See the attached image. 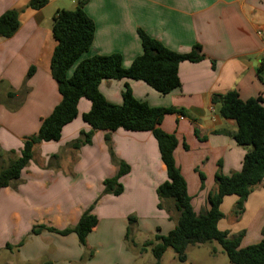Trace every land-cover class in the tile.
<instances>
[{
    "label": "crops",
    "instance_id": "obj_1",
    "mask_svg": "<svg viewBox=\"0 0 264 264\" xmlns=\"http://www.w3.org/2000/svg\"><path fill=\"white\" fill-rule=\"evenodd\" d=\"M30 1L0 0V17L9 10L20 12L16 34L0 37V170L20 155L25 140L38 133L61 101L50 71L57 46L53 17L59 9L77 8L82 0H48L41 10L27 8ZM84 11L96 30L92 47L79 61L118 54L123 67L129 68L142 54L138 30L177 53L201 46L206 59L181 63V86L168 95L132 80H105L100 91L108 102L121 105L128 84L136 100L177 110L164 117L161 128L178 139L174 158L195 213L208 211L216 173L239 172L247 152L233 139L236 122L221 117L212 97L229 91H237L243 101L264 97V71L259 73L264 60V0H89ZM31 68L35 73L28 78ZM90 109L91 102L81 99L79 115L63 129L61 139L35 145L21 176L0 190V264H82L84 250L100 255L106 249L110 253L121 249L127 262L136 264L126 240L131 218L137 245L174 230L177 215L172 205L169 210L158 207L157 189L168 176L153 134L95 131L90 145L76 146L81 134L92 130L83 120ZM11 151L16 154L9 155ZM113 157L130 167L121 178L124 191L119 196L104 194L105 180L119 172ZM238 200L235 195L224 198L218 229L230 237L243 233L241 248H246L264 237V180L249 196L241 216L233 213ZM92 206L98 224L86 247L76 234L48 230L33 234L38 227L58 231L75 227ZM139 236L145 240L138 243ZM222 251L197 253L190 247L187 261L179 263L215 264L222 262ZM105 258L96 264H119L123 259Z\"/></svg>",
    "mask_w": 264,
    "mask_h": 264
},
{
    "label": "trees",
    "instance_id": "obj_2",
    "mask_svg": "<svg viewBox=\"0 0 264 264\" xmlns=\"http://www.w3.org/2000/svg\"><path fill=\"white\" fill-rule=\"evenodd\" d=\"M88 1L82 0L81 8L59 9L54 14L52 31L57 46L52 56L50 71L57 83L61 101L43 120L38 133L25 140L20 155L0 170V190L21 176L33 158L35 145L61 139L63 129L78 117L79 102L85 98L91 102V109L83 115V120L92 130L82 133L75 143L76 146L90 145L95 131L113 132L124 129L131 132H151L158 142L161 158L167 167L168 180L157 189L160 200L158 207L161 210H169V204L172 205L177 215L174 230L166 236L157 235L155 241H148L139 246L133 238L135 219L131 218L126 234L127 242L140 247L141 252L150 249L157 264H160L169 248L174 250L176 260L184 263L187 261L190 247L210 242H217L221 246L231 264H264V237L258 244L241 248L243 233L230 237L228 232L218 229V223L224 218L221 212L224 198L232 195L239 197L233 213L235 216H241L249 196L264 180V97L243 101L237 91L212 97V104L220 106L221 117L236 122L238 128L233 139L247 152L239 172L226 176L218 170L215 175L216 189L208 198L210 208L206 212L196 214L188 194L187 183L174 158L178 139L161 128L164 117L176 113L177 110L153 108L136 100L128 84L123 91L122 104L115 105L105 99L100 85L105 80L141 81L161 95H168L181 86V63H198L206 59L201 46H194L192 51L186 54L177 53L143 30H138L142 54L129 68L123 67V58L118 54L95 56L79 61L81 56L90 50L95 38V23L84 11ZM47 4L48 0H31L27 8L41 10ZM19 14L17 10H9L0 17L1 38L10 39L16 34L20 27ZM75 65V70L70 75L69 72ZM263 71L264 60L259 67V73ZM34 73L35 68H31L27 77H32ZM107 142L110 143L108 138ZM8 154L14 156L16 153L11 151ZM2 155L0 150V156ZM113 161L118 163L119 172L117 176L105 180L104 194L119 196L124 191L121 178L130 172V167L114 157ZM201 180H204L203 175ZM93 209L94 206L90 207L75 227L61 231L38 227L33 229V234L38 235L45 230L62 236L76 234L80 245L86 247L89 234L98 224Z\"/></svg>",
    "mask_w": 264,
    "mask_h": 264
},
{
    "label": "rangeland",
    "instance_id": "obj_3",
    "mask_svg": "<svg viewBox=\"0 0 264 264\" xmlns=\"http://www.w3.org/2000/svg\"><path fill=\"white\" fill-rule=\"evenodd\" d=\"M53 8H55V7H53ZM48 13L49 14L52 13L51 12V8H49ZM138 238H139L137 240L138 243L143 242L145 240L144 239L145 237H143V236H141V237L139 236ZM150 240L151 241H155V238L154 239L153 238L152 239L150 238ZM198 247H200V248H197V246H195V247H192V249L193 250L197 249V253H200L199 251L207 252V251H211V250H214V249H217V250H221L222 251L221 246L217 242H210V243L204 244L203 246L201 245V246H198ZM129 250L133 254L136 255V257H137L136 264H157V261L154 258V256L152 255L150 249H146V251L141 252L140 251V247H135V246L132 247V245L129 243ZM90 253H92V255ZM106 253H110V252H108V249H106L105 252H102L100 255L99 254H96L95 255V252H93L91 250H87V251L84 250L83 253H82V255H83L82 264H96V263H98V261H101V260L106 259L105 258L106 256L107 257H110L111 255L117 257L118 259L119 258H123V259L120 260V263L119 264H130V263L127 262V260L125 258L126 255L123 252V250H121V249L120 250L119 249H114V253H110L109 255H106ZM164 255L165 256H163L164 257L163 264H180L177 260L174 261L175 260L174 258H176V254H175V252H174V250L172 248H169ZM223 255H224L223 256L224 258H222L223 259L222 262L220 260H217L215 262V264L230 263L229 260H228V258H227V256L225 255L224 252H223Z\"/></svg>",
    "mask_w": 264,
    "mask_h": 264
},
{
    "label": "built area",
    "instance_id": "obj_4",
    "mask_svg": "<svg viewBox=\"0 0 264 264\" xmlns=\"http://www.w3.org/2000/svg\"><path fill=\"white\" fill-rule=\"evenodd\" d=\"M262 53H263V55H264V46H263V49H262Z\"/></svg>",
    "mask_w": 264,
    "mask_h": 264
},
{
    "label": "water",
    "instance_id": "obj_5",
    "mask_svg": "<svg viewBox=\"0 0 264 264\" xmlns=\"http://www.w3.org/2000/svg\"><path fill=\"white\" fill-rule=\"evenodd\" d=\"M79 8H81L82 7V4H79V6H78Z\"/></svg>",
    "mask_w": 264,
    "mask_h": 264
}]
</instances>
